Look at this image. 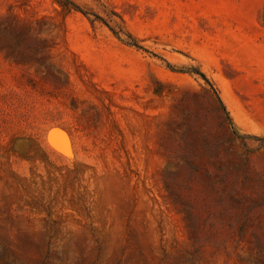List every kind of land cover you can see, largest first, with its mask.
Listing matches in <instances>:
<instances>
[{
  "label": "rangeland",
  "instance_id": "374dc122",
  "mask_svg": "<svg viewBox=\"0 0 264 264\" xmlns=\"http://www.w3.org/2000/svg\"><path fill=\"white\" fill-rule=\"evenodd\" d=\"M0 264H264V0H0Z\"/></svg>",
  "mask_w": 264,
  "mask_h": 264
},
{
  "label": "trees",
  "instance_id": "16d2710c",
  "mask_svg": "<svg viewBox=\"0 0 264 264\" xmlns=\"http://www.w3.org/2000/svg\"><path fill=\"white\" fill-rule=\"evenodd\" d=\"M195 72V71H194ZM223 110H224V108H223ZM231 125H232V127L234 128V125H233V123L231 122ZM235 129V128H234ZM235 131V130H234Z\"/></svg>",
  "mask_w": 264,
  "mask_h": 264
}]
</instances>
